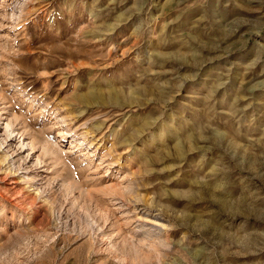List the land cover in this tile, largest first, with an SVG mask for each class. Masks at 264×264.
<instances>
[{
  "label": "rangeland",
  "instance_id": "rangeland-1",
  "mask_svg": "<svg viewBox=\"0 0 264 264\" xmlns=\"http://www.w3.org/2000/svg\"><path fill=\"white\" fill-rule=\"evenodd\" d=\"M0 264H264V0H0Z\"/></svg>",
  "mask_w": 264,
  "mask_h": 264
},
{
  "label": "bare ground",
  "instance_id": "bare-ground-1",
  "mask_svg": "<svg viewBox=\"0 0 264 264\" xmlns=\"http://www.w3.org/2000/svg\"><path fill=\"white\" fill-rule=\"evenodd\" d=\"M5 128H8V126L6 125ZM6 131V130H5ZM24 145V144H23ZM23 179V178H22ZM31 182V181H30Z\"/></svg>",
  "mask_w": 264,
  "mask_h": 264
}]
</instances>
